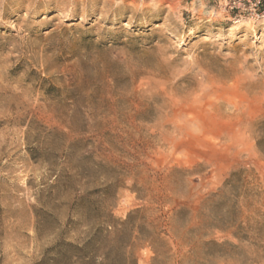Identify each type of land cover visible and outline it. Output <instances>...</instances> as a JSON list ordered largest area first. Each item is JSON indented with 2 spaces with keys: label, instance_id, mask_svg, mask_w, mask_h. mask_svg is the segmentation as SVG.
I'll list each match as a JSON object with an SVG mask.
<instances>
[{
  "label": "rangeland",
  "instance_id": "rangeland-1",
  "mask_svg": "<svg viewBox=\"0 0 264 264\" xmlns=\"http://www.w3.org/2000/svg\"><path fill=\"white\" fill-rule=\"evenodd\" d=\"M262 121L264 0H0V264H83L93 203L149 209L157 264H264ZM241 170L237 226L207 229ZM109 231L102 255L153 263Z\"/></svg>",
  "mask_w": 264,
  "mask_h": 264
},
{
  "label": "trees",
  "instance_id": "trees-1",
  "mask_svg": "<svg viewBox=\"0 0 264 264\" xmlns=\"http://www.w3.org/2000/svg\"><path fill=\"white\" fill-rule=\"evenodd\" d=\"M257 148L259 152L264 157V121L260 122L257 129ZM103 188L98 190L97 193H87L83 196H78L77 201L84 203H90L93 197L101 200L108 196V192L112 187V184H105ZM252 193L250 189V183L248 181L247 171L234 172L230 178L225 182L223 189L212 195L208 200L211 204L212 209H210V222H208L205 227L211 231H221L226 232L227 230L237 226L238 216L242 214L240 208V202L243 198H249ZM93 213H96V219L94 220V234L88 238L82 248H80L81 254L76 257L83 264H139L138 260L134 255L123 252V254H112L102 255L97 245V239H101V233H110L109 229L112 228L114 232L118 235L123 234L127 231L131 232V238L144 241L149 243L154 248L155 257L152 264H157L159 259L162 257L160 250L161 243V232L159 231L158 225L155 222L148 223L147 213L150 212L149 209H137L128 215L126 221L121 225H111L110 220L112 219V214L108 211V207L102 204L93 203L89 207L85 208ZM120 228V229H119ZM241 230V227H238ZM92 231V232H93ZM135 234H138L134 237ZM234 236L238 239H244L245 237L240 235V232L234 233ZM216 246H221L216 242H212ZM93 248V249H92ZM100 261V262H99Z\"/></svg>",
  "mask_w": 264,
  "mask_h": 264
}]
</instances>
